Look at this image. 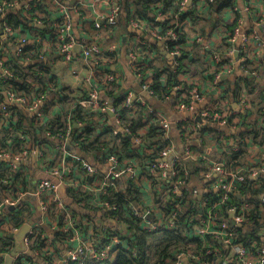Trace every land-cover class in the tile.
Returning a JSON list of instances; mask_svg holds the SVG:
<instances>
[{
  "label": "built area",
  "instance_id": "obj_1",
  "mask_svg": "<svg viewBox=\"0 0 264 264\" xmlns=\"http://www.w3.org/2000/svg\"><path fill=\"white\" fill-rule=\"evenodd\" d=\"M68 7L58 0L56 3L60 7L61 21L53 23V34L55 42L52 41V46L56 47L62 59L66 62H72L75 56L72 48L76 43V38L72 33V23L68 10L77 12L81 16H85L84 10H88L92 14L93 26L97 31L102 29L101 20L105 25L114 28L118 25L120 15L122 13V6L119 0H65ZM72 1L73 6L68 3ZM165 4L164 0H148L147 6H151L156 12L150 19H143L137 16L136 11L130 9V26L136 30L145 32L147 36L164 45V52L172 58L174 67L180 66V59L183 56V44L181 43V34L186 28V24L191 17L188 12L194 8L196 16L200 15L198 9L203 8L204 5H216L220 0H168ZM22 4V18L33 15L31 24L38 26L44 25L39 16L43 13L36 10L35 4L32 0H0V12L3 13L6 9L13 7L16 3ZM253 4L252 0H248L247 8ZM142 5V3H141ZM187 14L180 17V14ZM195 16V17H196ZM55 19V18H52ZM258 21L257 26L264 32V23ZM46 26V25H45ZM2 29L6 42L12 44L16 53H20V49L26 44L40 45L41 39L36 36L31 42L25 35L20 34V29L12 28L10 20L4 18L2 20ZM28 30V29H26ZM227 46L224 52H214L211 55V62L214 63L213 70L199 79L197 77L187 78L188 81L178 83L172 86L173 95L176 94L173 103L177 109L184 112L192 111L189 117L181 125V132L185 133L186 147L182 154L178 155L171 139L169 138V131L171 121L168 117L156 108L148 105L150 112H155V115L161 126L162 136L167 140L157 151V156L150 160L146 165V173L139 171V167L133 159L127 157H120L116 154L110 153L100 163H108L109 166L105 174H102L96 167L91 165L83 157L78 154H70L64 150L66 141H69L72 146L80 148L79 142L74 141L71 135L72 127L83 126L81 123L72 124L67 119L64 122V135L61 140V147H57L64 151L62 156L61 166L65 165L67 172L71 174L80 173L79 179H71L69 184L77 189H82L87 192V197H93L96 206L98 218L109 219L115 226V229L102 226L94 229L88 220H79L73 216L68 210L64 199L57 194L56 190L60 184L64 183V174L59 167H50L48 163L50 154L48 148L41 141L37 148H32L31 139L26 138L22 134L17 135L18 141L21 143L20 149L11 147L14 142L7 141L6 147L0 148V160L9 159L7 168L18 174V182L21 181V171L19 164L32 152L35 151L40 166L45 168L48 177H43L36 182L34 188H24L18 191V196L13 197L14 187L11 181L2 180L3 184L8 187L4 190L3 195L0 196V230L5 231L10 236L7 245L0 251V255L4 256L15 252L11 256V264H29L28 254L32 256L41 257L48 264H112L115 256L122 250L130 249V235L132 228H139L144 231L155 232L161 229H174L180 227L178 223L177 213L180 210V203L172 201V196L180 195L182 188L186 185V178L189 171L185 167H181V162L193 163L199 168L198 175L207 178L216 186V193L205 194L200 208L201 214L195 215L188 219L184 234H186L189 243L193 245L191 250L179 252L175 254L174 260L170 264H183L186 260H192L196 264H210L209 258L216 257L220 264H226L223 261V252L220 247L216 246L215 241L221 242L230 250V256L233 259V264H264V234L260 232V241L257 243L251 239L242 241V238L249 232V225L252 206L247 201L240 203L233 202V196L243 197L247 199L250 194L242 195L238 185L244 182L245 178L252 179V187L256 188L260 182L258 179L264 175V144L258 145L251 137L245 138V142L253 144L248 145L249 157L246 164L249 166L236 165L226 163L224 160H216L208 154L206 145L202 146V135L208 131H202V126H212L216 128H227L232 134H236L244 128L242 126L249 119L253 113L250 114L251 109L249 94L244 87V77L249 78L252 85H256L259 79L260 70L264 67V42H262L256 31H243L241 29V20L236 18V25L231 31L225 34ZM240 40L237 44V40ZM255 40L257 46H250V41ZM3 43L0 42V76L12 77V72L6 67L7 50ZM202 37L195 35L192 38L193 43H200ZM30 42V43H29ZM137 43H139L137 41ZM136 42H131L129 46L130 56L134 59L131 65L133 71L141 80L140 92L153 95L152 71L149 68V61H154L158 58L157 51L153 50L152 46L146 41L143 42L144 51L140 52L135 47ZM116 42L107 43L99 34H95L91 41L81 43L80 56L86 61H91L93 68L98 72L97 74L105 78L107 83H119L118 77L112 70L115 63L116 53L111 57L104 58L103 52L115 51ZM208 48L207 46H201ZM45 51L39 46L35 52L36 60L45 58ZM138 56V58H137ZM255 62H257L255 64ZM109 63V64H108ZM263 64L259 67V65ZM234 70L240 72L239 92L234 98L230 99L221 91V85L218 80L231 75ZM212 75V78H209ZM201 79L207 81L206 85L214 90H219L216 95H212L211 99L206 98L202 92L200 84ZM161 80V78H160ZM105 86V85H104ZM5 93V100L0 102V132L6 128L7 124L15 121L14 113L9 109L8 105L13 104L23 107L27 112H33L35 122L39 126L44 125L45 103L47 98L44 94H36L34 97H29L22 91H16L12 87L6 85L2 87ZM99 89L92 87L83 95L77 96L76 103L91 112L94 119L98 120L100 117L97 114L101 112L104 114V121L102 126H111V132L117 137L116 142H121L125 137L132 140V147L134 145L140 147L142 143L141 134L147 130L149 122L144 118L143 125L133 135L130 130L122 123L120 118V108H124L128 112H133L138 108L139 104H145L146 101L142 94L134 93L132 91L124 92L123 100L117 107L109 106L104 100H101ZM104 92H110L107 87H104ZM112 113V123L106 118L105 112ZM250 114V115H249ZM103 117V116H102ZM260 127L264 130V117L258 116ZM7 126V127H8ZM37 126V127H39ZM189 129V130H187ZM81 132V131H80ZM47 139L57 142L55 136L50 131L46 130ZM180 133V132H179ZM181 134V133H180ZM193 137L198 139L197 143L193 142ZM203 137V136H202ZM222 139L219 141L221 143ZM236 138L232 136L229 141L230 148L236 149ZM25 142V145H22ZM256 148V151L252 149ZM9 148V149H8ZM257 155V156H251ZM256 162H259L260 167H255ZM262 164V165H261ZM23 175V174H22ZM126 176L129 181L140 184L142 180L148 182V188L154 192L155 198L165 202L172 201L174 209L171 213L165 216L162 211L154 205L135 206L131 202L124 205L122 211L125 215H132V223L120 218L118 212V205L115 202L105 199V196L117 193L120 187L117 181ZM213 177V179H211ZM257 179V180H255ZM15 182H13L14 184ZM193 197L197 194L196 189L190 190ZM25 196L34 197L39 213L42 217L48 218L47 222L51 230L58 231L62 234V240L66 244L62 252L56 247L52 239L44 235L39 229L38 224H30V216L22 217L18 212L24 205L20 203V199ZM259 198L264 203V191L259 194ZM6 207H12L15 216H6ZM30 208V207H29ZM227 212L232 213L234 225H230V221L226 220ZM32 213V212H31ZM22 217L21 223H29L30 228L23 238V248L16 249L13 236L18 231L19 226L12 223V219ZM12 218V219H11ZM10 223V224H9ZM81 224V225H80ZM86 233L84 236V231ZM241 232H246L244 235H239ZM202 244L204 250H194V245ZM135 255V252L132 251ZM225 257V256H224Z\"/></svg>",
  "mask_w": 264,
  "mask_h": 264
},
{
  "label": "crops",
  "instance_id": "obj_2",
  "mask_svg": "<svg viewBox=\"0 0 264 264\" xmlns=\"http://www.w3.org/2000/svg\"><path fill=\"white\" fill-rule=\"evenodd\" d=\"M39 1V0H37ZM58 0H43V4L46 5L45 10L49 11L51 13L52 18H61V15L63 14L60 11V7L57 5ZM89 1V0H88ZM122 6V13L120 15V20L118 22V25L114 28H111L107 25H105V22L101 20L102 23V29L96 30L93 26V20H92V14L88 10H84L85 16L79 15L77 12H73L72 10H68V14L70 15L71 23H72V33L74 34L76 38V43L72 48V52L75 56V59L72 62H66L62 59V56L58 53L56 47L52 46L51 41V32H49L48 28H44L43 32L42 29H39L40 31L37 32L36 30H20V34L25 35L27 38L30 39V42L38 36L39 39H41V42H39V46L42 47L45 51V58L44 60L47 62L48 65V72L50 75L54 76L55 81L58 83L55 84V86L50 88H47L48 90V98H50V103L48 106L45 107V114H44V125L48 123L49 119L54 117L55 114H60V109L54 106L53 101L57 98H62L63 95L66 94V92H71V97L73 99H76L77 96L83 95L87 92L88 89L92 87H96L99 89L98 92H101L100 98L101 100H104L107 105L109 106H115L121 104L123 100V94L127 91H132L134 93L140 92V86H141V80L137 76L136 72L132 70L131 65L133 63V58L130 56V43L136 42L135 47L139 48L144 46L143 42H147L150 44L153 48V50L157 51V54L159 55L158 58L155 59L154 64H158L159 66H171L172 64V58L170 56H166L164 53V45L161 42H156L152 39H150L145 32H141L139 30H136L134 27L130 26V21L128 19L126 20V15H128V18L130 17L131 13H128L130 9L135 10L136 8V2L135 0H119ZM253 4L250 8H247L248 6V0H220L216 5H210L206 6L204 5L203 8H199L198 11L200 12L199 16H196V12L194 8L192 9V4L190 5L191 10L189 12H192L194 16L199 17V19L193 18L194 16L191 14L192 17H189V21L186 24V28L183 33L186 35L185 42H183V49L187 52L185 55V58L183 59L186 63L188 60L192 61V68L191 64L188 68L189 70V77L197 76L196 74L200 73L201 76H204L206 73L211 72L214 67V63L211 62V55L214 52H217L220 50V46L222 45V38L225 36L226 33L229 32V29L227 28V25L232 23L235 18H240L241 20V29L245 32L254 30L257 32L259 39L264 42V32L260 30V28L257 26V22L261 21L260 23H264V0H252ZM73 2H69L68 4L71 6ZM65 6L68 7V5L65 3ZM127 8V11H126ZM139 5L137 6V9H141ZM126 11V13H125ZM136 11V10H135ZM142 11L144 13V17H140L143 19H150L156 12L151 6H144L142 8ZM137 15V13H134ZM138 16V15H137ZM4 18H10L11 23L13 25L17 24V21L22 20V4L20 2L16 3L13 7L6 9L3 13L0 12V42L3 43L5 40L3 29H2V20ZM95 34H99V36L107 43L116 42L117 46L115 47V51H111L109 53H116V59L115 63L112 67V70L115 72V74L118 77L119 83L112 82L107 83V80L103 78L102 76L98 75L97 71L93 68L92 62L86 61L81 58V43L85 41H91L93 39V36ZM195 35H200L202 37V41L200 43H193L192 38ZM137 41L139 43H137ZM29 42V43H30ZM240 40H237V44H239ZM201 46H207L208 48H202ZM250 46H257L255 43V40L250 41ZM8 49V50H7ZM7 53L9 56L17 55L15 47L8 42V48ZM145 49V48H144ZM107 52V51H105ZM104 53V52H103ZM108 53V52H107ZM7 55V56H8ZM7 58V57H6ZM138 58V56H137ZM262 59H264V56H262ZM150 62V61H149ZM257 62H255L256 64ZM263 64L259 65L262 66ZM191 69V71H190ZM186 74V71H183ZM261 75L259 79L256 81V87L257 90H264V67L260 70ZM209 78H212V75L209 76ZM166 74H163L161 76V81H165ZM199 79V78H197ZM239 79H240V72L238 70H234L231 75H228L226 77H222L218 80L221 85V91H224L223 93L227 95L230 99H232L233 95H236L238 93L239 88ZM178 80L180 81H188L186 76L179 74ZM201 83L200 87L202 92L205 94L206 98L211 99L212 95H216L219 90H214L212 88H209L206 83L207 81L203 82V79L200 80ZM105 85V86H104ZM104 87H107V89L110 92H104ZM238 89V90H236ZM172 91V90H171ZM142 94V97L150 98V102L152 103V106L158 110H161L164 112V114L168 117V119L171 121L170 131H169V138L171 139L175 152L180 155L183 153L184 148L186 147L187 142L185 143V133L181 132V125L182 122L186 124V120L191 117L192 111L190 112H184L180 111L176 108V106L173 104V100L176 96L172 95L166 99L164 102H159L158 100H154L147 94H144L143 92H140ZM0 95L3 97V100H5V93L3 92V89L0 90ZM29 97H34L35 93H26ZM146 101V100H145ZM1 102V100H0ZM18 109L21 110V114L17 111L13 110L14 118H22L25 123V128L21 131L23 136H25L28 139H31L32 141V148H37L40 144L39 141L42 142V144H45L48 148L50 159L48 163L50 164V167H59L61 172L64 174V183L59 185L56 192L59 194L63 199L70 198L72 199V204H67L66 206L70 213L75 216L79 220H88L90 222V225L94 229H98L102 226H106L111 229H115V226L112 227L109 224V219L104 218H98L96 209H90L87 206H83L78 202L74 200V198L71 195V192H81L84 193L86 196V200L91 203V205L96 208V206L92 203L94 202L93 197H87V192L82 189H77L72 187L69 182L71 179H79L80 173H72L67 172L66 166H61L62 162V156L64 155V151L58 149L57 147H61V142H54L47 139L46 136V127L38 128V124L35 122V115L33 112H27L23 107L17 106ZM66 108V107H65ZM122 108H120L121 110ZM98 124L102 126V121H104V114L99 112L97 114ZM106 118L109 119V122L112 123V113L110 111L105 112ZM103 116V117H102ZM104 118V119H103ZM67 119H70V116H68ZM66 119V120H67ZM259 120V118H257ZM65 122V120H64ZM8 126V124H7ZM6 128H9V126ZM74 127H80L76 124ZM222 134H214V133H205L203 135V138L205 139V144L208 148V154L213 159L216 160H224L227 161L226 154L228 153L230 146L229 141L232 140V133L227 128H218ZM49 130V129H48ZM189 130V129H187ZM181 134H180V133ZM16 135V139L13 140V137H10L7 141L14 142L11 147H15L17 149L22 148L21 143L18 141ZM219 135L223 136L222 142L219 141ZM203 139V141H204ZM198 139L193 137V144L197 143ZM25 142H22V145H25ZM71 144V143H70ZM248 145H253L247 142ZM63 145H65L63 143ZM72 145V144H71ZM75 148L76 152H70L65 149V146L63 147L64 150L67 153L70 154H78L79 156L83 157L86 161H88L91 165L96 167L102 174H105L107 171V168L109 164L107 163H100L98 161L93 160L90 157H87L84 155L82 151H80L79 148H76L75 146H72ZM134 149H138L139 147L134 145ZM9 149V148H8ZM254 151H256L255 147H252ZM249 153L247 150V158L249 157ZM251 156H257L251 154ZM130 159H133L136 164L139 167V171H142L141 174H143V169L136 157H128ZM3 161L6 164L9 163V159H2L0 162ZM255 167L259 169L258 167L260 165L259 162L254 163ZM262 165V164H261ZM8 168H0L1 170H6ZM19 169L22 172L21 176L22 179L20 182L17 180H14V191L12 196L17 197L18 191L22 190L24 188H34L36 185V182L39 181L43 177H48V173L45 171V168H42L40 166V161L38 160V156L35 151H32L20 164ZM74 173V171H73ZM199 170L191 169L189 171V175L187 176V187L188 189H196L197 194L195 195L197 206L199 210L203 207L202 200L205 196V194H214L216 193V186L215 182L211 183L209 179L203 178V176L198 175ZM23 174V175H22ZM213 179V177H211ZM257 180V179H255ZM129 180L126 176L122 177L120 180L117 181L118 186L120 189H124L126 186V183ZM257 182H264V175L261 176ZM140 184H136V187L138 189V195L139 200L137 202H131L133 205L139 207V206H148V205H154V198L155 194L151 190V188H148V182L141 181ZM6 190V189H5ZM4 190L0 193V196L3 195ZM260 196L258 195V198ZM261 198H264L261 197ZM260 199V198H259ZM65 201V200H64ZM85 202V201H84ZM20 203L24 205L20 212H18L22 217L25 215L30 216L29 223L30 224H38L39 229L44 233L45 236L52 239L53 244L58 247L60 252H62L61 249L66 247V244L64 243V240H62V234L58 231L51 230V228L48 226L47 222L50 220L48 218L42 217L39 213V208L37 205V202L34 197L25 196L24 198L20 199ZM30 207V208H29ZM6 211V216L9 215V213L13 210L12 207H6L4 209ZM23 210V211H22ZM72 211L76 214H73ZM32 212V213H31ZM264 216V213L262 217ZM20 217L19 219H12V223L19 226L18 231L20 230L21 226L24 224L29 225V223H21V220L23 219ZM226 220L232 219V213L227 212ZM19 221V222H16ZM111 221V220H110ZM112 223V222H111ZM263 226L262 231L264 234V219H263ZM10 224V223H9ZM113 224V223H112ZM81 225V224H80ZM30 228V225H29ZM17 231V232H18ZM16 232V233H17ZM84 233L87 232L86 229L82 231ZM0 233L6 236H10L5 231H1ZM15 233V234H16ZM14 234V235H15ZM131 237V235H130ZM24 238V237H23ZM23 238L21 239V242H17L14 239L15 247H21L23 246ZM216 246L220 247V251L223 252V261L226 262V264H233V259L230 256V250L225 245H223L219 241H215ZM7 245V244H6ZM193 247L192 244H188V250H191ZM17 249V248H16ZM15 252L12 251L10 254L1 256L0 255V264H11V256H14ZM119 254V253H118ZM117 254V255H118ZM116 255V256H117ZM7 256H10V261L8 262ZM29 256V264H48L45 260H43L41 257L38 256H32L31 254H28ZM115 256V259H116ZM155 254L153 255L150 251V258L147 261L146 264H154L155 261ZM225 256V257H224ZM114 259V261H115ZM208 261L210 264H220L218 262V258L212 257L209 258ZM114 263V262H113ZM112 263V264H113ZM183 264H196L192 260H185Z\"/></svg>",
  "mask_w": 264,
  "mask_h": 264
},
{
  "label": "trees",
  "instance_id": "obj_3",
  "mask_svg": "<svg viewBox=\"0 0 264 264\" xmlns=\"http://www.w3.org/2000/svg\"><path fill=\"white\" fill-rule=\"evenodd\" d=\"M42 1L43 0H32V2L35 4L36 10L42 11L43 15L39 16V20H41L43 24L46 25V28H48L49 32H51V41L55 42L56 40L53 34V23L55 22L59 25L61 18L52 19L51 13L45 10L44 7H46V5L43 4ZM61 1L64 4L66 3L65 0ZM164 1L165 4L169 3L168 0ZM147 2L148 0H137L136 5H139L143 8L147 5ZM71 5L73 6V3ZM137 6L135 8L137 15L139 17H144L142 8L137 9ZM188 14L190 16L191 14L193 15L192 12H188ZM186 15V13L180 14V17L182 18ZM32 17L33 15L23 17L21 21H17L16 25H13L11 23L10 18L8 19L10 20L12 28H14L15 30L19 28L23 31H26V29H28L36 30L37 32H39L40 28H37L35 25L31 24ZM193 18L199 19V17L195 16ZM127 19L129 20L128 15H126V20ZM235 25L236 18L232 23L227 25V28L229 29V31H231ZM43 30L44 29H42V32ZM184 34L185 33L181 34V43L185 42L186 35ZM222 45L223 46H220V50L217 52H224L225 46H227L225 37L222 38ZM4 46L7 49L8 42L4 41ZM38 48V45L26 44L20 49L19 54H11L10 56H7L5 65L12 72L13 76L10 78L0 76V90L3 86L8 85L14 90L22 91L25 94L35 93L36 95L41 93L44 94L47 98L45 106H48L51 99L48 98L47 88H50V86H55V84H57L58 82L55 81L54 76L49 74L47 62L44 59L36 60L35 52ZM138 50L140 52H143L144 46L139 47ZM107 52L103 53L104 58H108L113 55V53H109V51ZM186 54L187 52L183 49V55ZM182 59H184V57H182ZM149 63V68L153 73L151 84L153 95L151 96V98L156 101L158 100L161 103L166 101V99H168V97L172 95V86L182 82L178 80L179 74L186 76V78L189 77L190 73L188 68L190 67V64H192V61L190 60L187 63L182 62L181 65L176 68L165 65L159 66L158 64H153L152 61H150ZM183 71H186V74ZM163 74H166L165 81L160 80ZM242 80L244 81V87L247 92H250L252 94L256 93L255 98L257 99L253 100L252 104L256 107L255 111L257 115L264 117V90L258 91L257 88L252 85V82L249 78L244 77ZM0 100H3V97L1 95ZM145 100L146 103L139 104L138 108L133 112H128L124 108L119 111L122 123L127 126V128L130 130L131 135L135 134L137 130L143 125L144 118L149 122L147 130L141 134L143 144H140V147L138 149H134L132 147V140L127 137H125L121 142H116L117 137L112 134L110 130L111 126H100L98 122L94 119V115L91 112L80 107L76 103L75 99L71 97V92H66V94L63 95L62 98H57L56 101H53L54 106L60 109V114H55L54 117L49 119L48 123L43 126H39L38 128L40 129L46 127L47 130L49 129L48 131H50L51 134L55 136L54 139H57V142H61L63 137H59L58 135H64V120H66L68 116H70L69 120L72 122V124H83V126L80 127L73 126L71 130V135L74 141L79 142V149L84 153L85 156L90 157L98 162L104 160L106 156L110 153L116 154L120 157H136L140 162L143 171L146 173L147 163L157 156V151L162 148L164 144L167 143V140L163 138L161 134V126L155 115V112H150L148 108V105L154 108L152 106V103L150 102V98H145ZM8 107L12 111H17V116L18 113L21 114V110L18 109L16 105L10 104L8 105ZM25 127L26 126L22 118H17L15 121H11L9 123V128H4L0 132V148L6 147L5 143L10 137H13V140H15L16 135L18 133H21V131ZM202 131H208L209 133H214L216 135H224L222 132L219 131L218 128L212 126H202ZM251 135V138L256 141L258 145L264 144V130L256 121L255 129H249L244 127L242 130L232 135L235 138H238L236 143V145L238 144V148L229 149L228 153L226 154V163L231 164L233 166H249L248 164H246L248 159V145L245 142V138L246 136ZM202 136H200L202 140L201 144H204L205 139ZM222 137L223 136L219 135L218 139ZM245 156L246 160L244 159ZM262 158H264V156ZM181 165V167H185V169L188 171H190L191 169L199 170V168L193 163L181 162ZM7 166L8 165L5 162H0V168H7ZM18 177V174L10 169L0 171V181H11L12 186L14 185V180H16V178ZM252 181V179L246 177L244 182L238 185V188L240 189L242 195L250 194V196L247 199H244L243 197L238 198L233 196V202L240 203L243 201H247L252 206L250 215V220L252 221V223L249 225L250 230L248 233H239V235H244L246 233L245 236L242 238V241L251 239L257 243H261L260 232L262 231L263 226L261 219L264 213V203L261 201V199L258 198V195L264 191V182H260L259 186L254 188L252 187ZM7 187V184H3L2 182H0V193L3 190L7 189ZM190 190L191 189H188L187 187L186 178V185L182 188V193L180 195L174 194L172 196V201H178L180 203V210L177 213L178 223L180 224V227L177 230L164 228L155 232H149L141 230L139 228H132L130 230L131 237L129 238L130 249L122 250L116 256V259L113 264H146L150 258V251L152 250V248H154L156 252H154V254L156 255L154 264H170L174 260L175 254L187 251L189 249L188 244L190 241H188L186 234H184V228L186 227V223H188L189 218L195 217V215L197 214H201L197 206L196 198L193 197ZM138 192L139 191L136 187L135 182L128 181L124 189H120L117 193L105 196V199L110 200L111 202H115L118 205L119 217L132 223V215H125L122 211V208L125 204L129 202H137L139 200ZM71 195L74 200L76 202L79 201L81 205L87 206L90 209H95L91 205V203L86 200V196L84 193L71 192ZM172 201L170 199L163 202L157 198H154V203L165 216L170 214L171 210L174 209ZM72 213L76 214L73 211ZM10 216H15L13 211L9 213V217ZM16 222L19 221L16 220ZM9 239V236L0 233V251L4 249V246L7 244V241ZM194 250L199 251L204 249L202 248V244L199 242L194 245ZM132 251L135 252V255L132 254Z\"/></svg>",
  "mask_w": 264,
  "mask_h": 264
},
{
  "label": "rangeland",
  "instance_id": "obj_4",
  "mask_svg": "<svg viewBox=\"0 0 264 264\" xmlns=\"http://www.w3.org/2000/svg\"><path fill=\"white\" fill-rule=\"evenodd\" d=\"M128 13H130V12H128ZM129 20H130V17H129ZM128 20V21H129ZM261 30V29H260ZM169 56V55H168ZM182 57H184L185 58V55H183ZM182 57H181V59H180V63H182V62H185L183 59H182ZM182 60V61H181ZM189 61V60H188ZM181 65V64H180ZM173 68H176V67H174L173 66ZM191 68H192V64H191ZM190 71H191V69H190ZM197 76H193V77H197V78H200L201 77V75H200V73H198V74H196ZM210 76V75H209ZM187 78H191V77H187ZM255 87H256V85H255ZM257 88V87H256ZM258 89V88H257ZM238 92H239V90H238ZM248 94H249V96H248V99H249V101H250V106H251V109L249 110V112H250V114L251 113H253V115L251 116V119H249L248 120V122H246L245 124H243L242 126H244V127H246V128H249V129H255L256 128V121H257V118H258V115H257V113H256V107L252 104V101L253 100H255V99H257V98H255V96H256V93H254V94H252V93H250V92H247ZM235 96H232V98H234ZM249 114V115H250ZM229 130V129H228ZM248 137H252V135L251 136H246V138H248ZM236 140V142H237V140H238V138H236L235 139ZM205 144V143H204ZM238 148V144H237V147H236V149ZM245 160H246V156H245V158H244ZM263 219H264V216L262 217V219H261V222H263ZM151 252L153 253V255H154V252H155V249L154 248H152V250H151ZM156 253V252H155Z\"/></svg>",
  "mask_w": 264,
  "mask_h": 264
},
{
  "label": "water",
  "instance_id": "obj_5",
  "mask_svg": "<svg viewBox=\"0 0 264 264\" xmlns=\"http://www.w3.org/2000/svg\"><path fill=\"white\" fill-rule=\"evenodd\" d=\"M72 1H74V0H72ZM71 1V2H72ZM37 28H40V29H44L46 26L45 25H38V26H36ZM163 55L165 54L166 56L168 55L167 53H162ZM16 81H18V80H16ZM65 145V149L66 150H68V151H70V152H73V153H75L76 152V150H75V148H73L72 147V145L70 144V142L69 141H66L65 143H64ZM61 185V184H60ZM65 200V202L67 203V204H72V199H70V198H66V199H64ZM72 206H74L73 204H72ZM109 222V224L112 226V227H114V225L111 223V221L109 220L108 221ZM230 225H234V221L233 220H231L230 221ZM28 230H29V225H27V224H24L23 226H21V228H20V230L13 236L14 237V239H15V241H16V245H17V242H21V239L27 234V232H28ZM17 249H20V248H23V246H21V247H16ZM7 258H8V262L10 261V256H7Z\"/></svg>",
  "mask_w": 264,
  "mask_h": 264
}]
</instances>
